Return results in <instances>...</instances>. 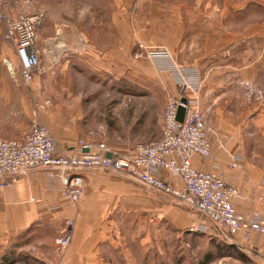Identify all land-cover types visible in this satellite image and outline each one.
<instances>
[{"label": "crops", "instance_id": "1", "mask_svg": "<svg viewBox=\"0 0 264 264\" xmlns=\"http://www.w3.org/2000/svg\"><path fill=\"white\" fill-rule=\"evenodd\" d=\"M54 1L58 4L61 0ZM54 1L47 0L48 6ZM62 3L64 8L69 3V11H65L69 13V22L65 24L86 25L85 18L76 17V2L62 0ZM80 5L82 13L89 6L87 2ZM106 5L113 11L110 23L101 17L92 25H115L119 29L127 24L118 13L131 9L139 15L133 25H152L159 13L157 9L166 15L161 44L172 51L177 62L198 67L203 78L202 89L196 96L205 114L212 151L207 158L195 157L194 165L205 171L215 169L239 190L235 201L238 212L256 211L264 215V23L261 24L260 18L255 22L251 16L253 4L248 0H95L93 3L101 14H107ZM144 13L148 16L146 21H141L140 14ZM82 35L85 36L84 32ZM138 37L154 43L146 34ZM19 65L15 50L5 39V27L0 25V137L5 140H22L30 133L34 102L43 94L32 85L29 89L21 86ZM242 81L260 85L254 98L239 89ZM47 94L50 99L49 89ZM47 108L46 119L42 115V120L58 150L76 148L78 137L83 134L71 136L68 131L57 130L53 125L55 113L50 111V104ZM233 155L244 158L241 168H231ZM162 176L167 183L182 186L179 179L168 173ZM83 179L85 196L72 204L63 196L61 181L51 177L46 169L7 178L8 185L0 187V252L6 253L13 243L20 249L18 242L41 232L48 236L34 238L27 244L29 250L47 247L55 255L58 238L68 232L72 240L62 256V264H115L111 252L116 249L119 237L107 230L106 223L117 208L139 202L151 190L110 171H87ZM170 213L172 217L180 215L175 211ZM193 213L183 214L186 224L200 218ZM67 221L73 222L72 228L67 227ZM227 244L254 251L264 259V235L255 233L246 242L230 236ZM3 260L5 257L0 264H7Z\"/></svg>", "mask_w": 264, "mask_h": 264}, {"label": "rangeland", "instance_id": "2", "mask_svg": "<svg viewBox=\"0 0 264 264\" xmlns=\"http://www.w3.org/2000/svg\"><path fill=\"white\" fill-rule=\"evenodd\" d=\"M72 1L78 4L76 17L85 18L86 25L65 24L69 22V13H65L66 9L69 11V3L64 8L62 0L58 4L54 1L51 7L47 0H37L30 5L15 3L13 11H9L13 18L34 12L43 15L35 43L41 64L39 75L32 83V88H39L43 93L38 99L44 106L39 111V124L46 126L42 115L45 116L50 104L57 130L68 131L71 136L82 133L78 144L89 139L87 143L105 144L119 154L131 153L129 150L162 137L164 109L170 96L179 94L178 81L158 71L145 53L141 56L139 45L166 48L161 44L162 29L167 26L163 25L166 15L157 9L159 13L154 16L152 25H133L139 18L135 9L120 12L118 14L127 25L117 29L115 25H92L101 17L110 23L113 11L107 5V14H101L93 7L95 0ZM248 1L254 7L251 14L254 21L258 23L260 18L263 25L264 0ZM82 2L89 4L83 13ZM158 6L164 9L161 3ZM140 15H143L141 21H146L148 15ZM139 34L150 36L154 43L139 38ZM167 49L173 57L172 51ZM173 61L175 72L182 68L194 71L203 85L198 67L181 64L174 57ZM238 87L246 91L247 97L254 98L260 85L242 81ZM171 211L181 212L179 217H172ZM187 212L193 213L181 201L155 190L140 197L139 202L117 208L111 221L106 223L107 230L119 237L116 249L111 252L115 264H264L262 255L254 251H246L248 263L241 262L227 245L229 235L216 236L215 232L220 233L222 229L199 217L196 222L186 224L183 214ZM198 223L206 224V233L190 231ZM43 235L39 232L36 237H25L18 242L20 249L13 243V248L9 247L6 253L0 252V261L5 257L3 261L7 264H62L64 254L59 255L57 250L55 255L47 247L29 250L27 244L34 238L48 236Z\"/></svg>", "mask_w": 264, "mask_h": 264}, {"label": "built area", "instance_id": "3", "mask_svg": "<svg viewBox=\"0 0 264 264\" xmlns=\"http://www.w3.org/2000/svg\"><path fill=\"white\" fill-rule=\"evenodd\" d=\"M36 1L0 0V23L4 24L5 39L19 59V82L25 89L31 87L39 71L40 58L35 43L37 27L43 15L34 12L13 18L9 11H13L12 4L30 5ZM139 48L141 56L145 53L158 71L168 73L178 81L179 94L170 96L164 109L162 137L127 154H119L105 144L91 142L80 143L76 148L61 152L47 127L39 124V111L44 106L35 101L30 133L22 140L0 137V187L8 185L6 179L9 177L34 169H46L51 177L61 181L63 196L75 204L85 196L83 173L110 171L181 201L205 222L222 229L219 233L221 236H237L246 242L255 233L264 235V215L256 211L238 212L235 201L239 197V190L228 184L215 169L205 171L194 165L195 157L207 158L212 151L205 114L196 96L202 88L198 74L184 68L175 72L173 57L167 48L144 44H140ZM180 107L185 109L182 122L178 120ZM108 153L111 157H107ZM231 160V168L238 169L244 158L233 155ZM163 173L179 179L182 186L167 183ZM66 224L69 229L73 227L72 221ZM190 231L206 233L207 226L198 223ZM71 240L70 233L57 240L59 255L65 253Z\"/></svg>", "mask_w": 264, "mask_h": 264}, {"label": "trees", "instance_id": "4", "mask_svg": "<svg viewBox=\"0 0 264 264\" xmlns=\"http://www.w3.org/2000/svg\"><path fill=\"white\" fill-rule=\"evenodd\" d=\"M216 236H220L221 235L219 233L215 232ZM228 245V244H227ZM218 248H220L219 246H217ZM228 247H231V249L234 251V253L237 255V258L243 262V263H248L249 262V257L246 255V251H244L241 247H238L236 245H228Z\"/></svg>", "mask_w": 264, "mask_h": 264}, {"label": "water", "instance_id": "5", "mask_svg": "<svg viewBox=\"0 0 264 264\" xmlns=\"http://www.w3.org/2000/svg\"><path fill=\"white\" fill-rule=\"evenodd\" d=\"M183 102H185V100H183ZM184 116H185V109L183 107H180L179 112H178V120L182 122L184 120ZM84 151L88 152V149H85ZM107 157H111V154L108 153Z\"/></svg>", "mask_w": 264, "mask_h": 264}]
</instances>
